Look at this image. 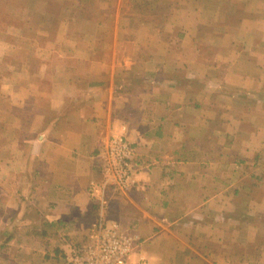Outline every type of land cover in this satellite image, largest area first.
<instances>
[{
    "label": "crops",
    "instance_id": "1",
    "mask_svg": "<svg viewBox=\"0 0 264 264\" xmlns=\"http://www.w3.org/2000/svg\"><path fill=\"white\" fill-rule=\"evenodd\" d=\"M0 7V264H78L98 224L151 264H264V0ZM111 135L135 171L101 203Z\"/></svg>",
    "mask_w": 264,
    "mask_h": 264
},
{
    "label": "built area",
    "instance_id": "2",
    "mask_svg": "<svg viewBox=\"0 0 264 264\" xmlns=\"http://www.w3.org/2000/svg\"><path fill=\"white\" fill-rule=\"evenodd\" d=\"M101 161V180L90 186L91 194L106 200L105 192H124L130 188L135 171L134 149L125 136L111 135L97 152ZM137 242L122 232L102 224L93 225L86 240L74 249L78 264H151L136 253Z\"/></svg>",
    "mask_w": 264,
    "mask_h": 264
},
{
    "label": "rangeland",
    "instance_id": "3",
    "mask_svg": "<svg viewBox=\"0 0 264 264\" xmlns=\"http://www.w3.org/2000/svg\"><path fill=\"white\" fill-rule=\"evenodd\" d=\"M54 3H56V2H58L59 0H52ZM135 4H137V3H135ZM53 10L55 11V5L53 4ZM31 10H33V8L31 9ZM53 11V12H54ZM1 13H2V7H0V19H1ZM157 21H159V22H161V20H157ZM12 89H13V86H11V88L9 89V91H12ZM6 107H7V110L8 111H11L12 110V106L10 105V103H6ZM7 118H9L8 120H5L7 123V125L11 122V119L13 118V116H9V117H7ZM0 120H1V118H0Z\"/></svg>",
    "mask_w": 264,
    "mask_h": 264
}]
</instances>
